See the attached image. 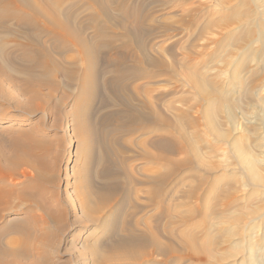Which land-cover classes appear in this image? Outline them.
Masks as SVG:
<instances>
[{
	"label": "rangeland",
	"instance_id": "1",
	"mask_svg": "<svg viewBox=\"0 0 264 264\" xmlns=\"http://www.w3.org/2000/svg\"><path fill=\"white\" fill-rule=\"evenodd\" d=\"M29 1L34 7H43L41 4L43 3L49 11L70 9L76 14V24L82 31V35L90 38L93 35V31L89 29L92 16L90 14L102 12V6L97 3L96 5L94 0ZM105 1L108 11L116 18L121 16L122 8L126 5L130 7L127 8L129 11L136 10L140 13L144 20L141 23L142 32L150 36H143L142 39L148 42L149 55L161 61L162 64L150 68V73L154 76L151 82L146 80L137 82L140 86L145 82L140 94L137 93V95L138 97L148 95L147 98L152 102L154 110L160 112L161 116H169L173 122L177 117L182 118V129L184 128L191 143L196 145L195 148L192 146V149L187 147L185 153L172 158L188 161L187 164H189L181 169L180 184L172 183L170 184L172 188L168 186V197H165L164 204H155L149 200L150 186L145 183V180L152 174L154 176L161 174L164 166L152 160L149 162V158L146 157L147 154L158 153L150 146L151 135L138 133L121 136L114 131L117 123L125 119L121 117L124 109L118 105V101L113 98L110 90L103 85V82L110 77L109 74L101 79V97L106 96L114 103L111 106L101 105V97L94 102L90 125L88 124L90 128L88 132L83 131L85 134L75 133L74 121L71 117L75 109L81 110L78 105L80 102L77 98V85L71 86L61 76L58 78L61 90L54 92L52 103L58 100L63 101L66 97L61 116H54L49 111L43 112L37 107V101L29 102L27 96L20 97V87L17 85H14V88L6 87V98L9 104L0 106V147H2L0 154L12 156L10 138L23 140L24 143L28 140L26 144H30L31 141L33 153L41 161L38 165L35 164L34 169L26 167L19 169L20 172L13 176V184L8 182L12 186H17L0 184L2 190L13 193L7 202L4 201L7 203L6 206H2L3 209H7L3 212L4 217L8 220L14 219V216L21 219L20 212L31 209L37 215L41 213L47 220L46 215L49 211L44 206L47 204L49 209L54 206L66 207L69 219H72H70L71 226H68L69 231L66 233L58 234L54 231L50 238L37 236V231H43L41 227H38L43 225L39 221L38 225L37 223L34 225L37 229L33 227L36 232L33 230L31 238L14 233L1 238L0 247L19 251L24 245L21 243H30L31 255L22 260L23 264H145L147 258L149 264L152 262L169 264L171 261L170 264H248L249 261V264H254L252 263L254 256H258V253L249 254L248 251L256 244L254 240L253 245H250L253 238L258 239L262 246L264 245V188L263 185H254L249 181L248 162L240 157L239 148L245 149L251 157L254 155L255 165H258L255 166L256 172L259 175L262 172L260 176L263 178L264 0ZM47 8L45 9L48 10ZM109 29L118 35L125 33L124 29L114 23H109ZM24 43L29 46L31 41L26 39ZM119 43V41L116 42V44ZM44 45L50 46V43L46 42ZM69 54L76 55L75 52ZM105 54V60L112 56V53ZM54 55L57 57V54ZM104 58L100 66L106 72ZM189 72L190 75L187 74ZM192 73L201 81L209 83L212 91L216 92L215 97L201 96L195 87L193 88L189 79ZM145 86L148 90L150 88L151 92L147 93ZM168 92H173L168 96L169 99L163 102L156 100L160 94ZM211 97L216 99V106H213ZM18 100L21 102L20 107L16 106ZM135 102L137 100L134 104L138 105ZM168 103H171L174 109H170L168 105L171 107L172 105ZM177 105H179V112ZM207 107L216 109L211 110ZM212 115L215 116L212 117L214 122L212 118H209ZM15 122L22 124H13ZM37 143L40 144L38 147ZM117 152L120 153L119 159L124 157L128 167L126 170L119 171L116 166L117 169L112 172L113 176L112 174L108 176V173L105 175L104 171L108 170L109 164L103 163L104 166H102L100 161L108 155L116 159ZM19 154L20 152L15 156ZM157 170L159 172L156 174ZM24 171L29 172L27 175L30 177L41 175L42 179L38 183L40 191H34L38 192L40 197L38 193L35 195L33 191L25 189L30 177L25 176ZM77 171L80 173L78 174ZM83 176L87 178V181ZM108 179H112L110 186L113 187L106 185ZM15 181L16 183L18 181V184ZM115 183L120 184L118 190L117 185L114 186ZM88 186L93 192V197L89 196V199ZM30 192H33L32 195ZM105 196L106 201L101 199ZM227 202L233 203L225 210L226 207L224 208L223 205ZM119 207L122 208L121 213L113 219L118 226L114 224L112 228L107 227L104 233H99L97 230L90 234L81 225H75L77 220L73 218L80 215L73 209L80 208L79 210L87 211L97 219ZM221 212H223L222 216ZM243 212L246 214L242 217ZM238 219L244 222H233ZM223 222L225 224L221 225L220 223ZM98 237L102 243L99 254L93 252L90 247ZM119 240L123 242L122 245L118 244ZM134 240L142 242L141 245L138 244L139 248L134 244ZM113 244L116 246L114 247ZM39 247H43V250ZM135 255L138 258H135ZM261 256L264 257V252Z\"/></svg>",
	"mask_w": 264,
	"mask_h": 264
},
{
	"label": "bare ground",
	"instance_id": "2",
	"mask_svg": "<svg viewBox=\"0 0 264 264\" xmlns=\"http://www.w3.org/2000/svg\"><path fill=\"white\" fill-rule=\"evenodd\" d=\"M94 1H95V4L97 3V4L102 6V10H101L102 12L96 13V14H90V16L91 15L92 16L91 17L89 16L90 20H91L89 29H91L93 31V35L90 38L87 36L84 37L82 35L83 34L82 31L80 30V28L76 24V14L73 13V11H71L70 9L66 10V11H64V10L63 11H56V10L55 11H49V9L43 3H41L43 5V7H34V6H32V4L29 0H0V106H4V105L9 104V102L7 101V98H6L7 96H6L5 88L6 87L14 88V85H17L18 87H20V89H19V96L20 97L27 96V100L29 102H36L37 101L38 102L37 107L40 110H42L43 112L49 111L54 116H61V110H62V107L65 103L64 100H66V97H65V99H63V101L58 100L54 104L52 103V101L54 99V92H59L61 90V84L58 80V78L61 76L71 86H73V85L78 86V87H76V88H78L77 98H78V102H80L78 105H79V107H81V110L77 109V111H76V109H75V111H73V112L71 111L72 112L71 117L73 118V121H74L75 133L81 132L82 134H85V133H83V131L88 132V128H90L88 126V124L90 125L89 121H90V118L92 117L91 116L92 106H94V102L98 98L101 97V92H102L101 79H102V77H105L106 74H109L110 77L105 82H103V85H105L107 87V89L110 90V92L114 96L113 98L118 101V105L124 109V112L121 115V117L123 118V120L125 119V121L117 123L118 125H116L114 131L116 132V134H119L121 136H130L132 134H138V133L142 134V135H151L152 136V138L149 139L150 140L149 141L150 146L153 149H155L158 153L157 154H147L146 157L149 158V162H150V160H152L156 163L158 162L159 164H163L164 167L162 168L163 171L160 172L161 174H157V172H159V170H157L156 171L157 175L154 176V174H152V176H148L147 179L145 180V183L148 184V186H150L149 200L152 203L155 202V204L156 203L157 204L158 203L164 204L166 201L165 197L166 196L168 197V195H167L168 191H169L168 186H170V184L172 185V183L174 185L180 184L181 178L179 177V175H180L181 169L186 167V165L189 164V163L187 164L188 161L185 162L181 159H176V157H174L175 158L174 159V158H172V156H178L179 157L180 155L185 153V150L187 147L188 148L191 147V149H192L193 148L192 146H194V148H195L196 144L193 145V143H191V139L189 140L187 138L186 133L183 130L184 128L182 129L183 124H182V118L181 117H177L175 122H173L170 120L169 116L168 117L167 116H161L160 112H156L154 110L152 102L147 98L148 95L145 97H143V96L138 97V95H137V93L140 94L139 93L140 90L145 85V82H144V84L142 83L143 84L142 86H140L137 82H139L141 80H142V82L144 80H146V82H151L154 79V76L151 75L150 68L155 67V66H161V64H162L161 61H157L152 56L149 55L148 42H145L143 40L144 38L142 39L143 36H148V34L146 35L145 32H142L143 29H141V26H142L141 23L144 20H142L140 13H138L136 10L129 11L128 9L130 7L128 8L124 4L125 6L122 8L123 10L120 14L121 16L119 18L118 17L116 18L111 14V12L108 11V9L106 7L107 3L105 0H94ZM45 8H47L48 10H46ZM109 23L110 24L114 23V24L120 26L122 29L125 30V33H123V35H118L115 32H112L109 29ZM129 27H131L130 28L131 30L129 29ZM146 32H147V30H146ZM26 39H29L31 41V44H29V46H26L24 43V41ZM117 41H119L120 43L116 44ZM46 42H49L50 46L44 45V43H46ZM43 45H44V47H43ZM72 52H75L76 55L72 56L71 54H69ZM106 52L112 53V56H114V58L110 55V59L106 58V60H105L104 56L106 55L105 54ZM54 54H57V57ZM103 58H104V64L106 65V68H107L106 72L101 69V66H102L101 64L103 62ZM66 61L69 62V64H65V63H67ZM187 74L190 75V72ZM21 75H23V76L20 77ZM189 79L193 85V88L195 87V90H197L201 96H214L215 97L216 92H214V90L212 91L208 82L201 81L200 78H198L193 73ZM147 84H149V83H147ZM145 88L147 89L146 86H145ZM148 88H149V86H148ZM73 90H74V88H73ZM145 91L147 93L151 92L150 88H149V90L147 89ZM172 93L173 92H168L165 94L162 93L156 98V100H158L159 102H163V100H166L168 98V96ZM8 97L11 98V96H8ZM211 98L213 99V97H211ZM100 100H101V105L111 106L114 103L112 99H110L106 96L105 97L102 96ZM136 100H137V102H135V103H138V105L134 104V101H136ZM215 100L216 99L214 98L212 101V102H214L213 106L214 105L216 106ZM168 104H171V103H168ZM179 105H177V110L179 109L178 108ZM16 106L17 107L21 106V102L19 100L16 102ZM221 106H222V104H221ZM168 107L170 109H172L174 106L172 105V107H171L170 105H168ZM157 109H158V106H157ZM166 109H168V108H166ZM208 109H211V107ZM213 109H216V108L212 107L211 110H213ZM78 110H80V111H78ZM159 110H160V108H159ZM5 112H4V115L6 116ZM178 112H179V110H178ZM183 114H185V113H183ZM207 114H210V113L207 112ZM171 115H172V113H171ZM178 116H179V114H178ZM213 116L214 115H212L211 117H209V116H206V117L212 118ZM229 118L232 119L233 117H229ZM211 120H212V122H214L213 118ZM13 124H22V123L21 122H15ZM215 125H213V127ZM74 131H73V133H74ZM27 135H29V134H27ZM242 138H243V136H242ZM10 140L11 141H9V140L8 141L11 142V145H12V154H11L12 156L0 154V184H2V185L6 184V183L7 184L12 183L13 184V182H14L13 176L19 171L20 168L26 167V168L34 169L35 164L38 165L41 161L38 158V156L36 157V155H34L35 153H33V144H31V141H30V144L27 145L26 143L28 142V140L25 141V143L22 142L23 140L11 139V138H10ZM30 140H31V138H30ZM3 141H5V140H3ZM8 141L6 142L7 144H8ZM6 143H5V145H7ZM239 143H241V142H239ZM38 145H40V144L37 143V147H38ZM8 147H9V145H8ZM0 148H2V147H0ZM9 152L10 151H8V153ZM19 152L21 155L19 154L18 156H15ZM119 154L117 152V156H115L116 159L113 158L112 155L111 156L108 155V157L104 156L105 159L100 161V163H102V166H104L105 164H109L108 170L104 171L105 175L107 173H108V176L111 175L112 172L115 169H117L116 166H118L119 171L123 170V169L126 170V167H128V166H126L127 163L124 160V157L119 159ZM239 154H240V157L242 158V160L248 162V171L250 172V173L248 172L250 174V175L248 174L250 176L249 181L251 183H253L254 185H263V188H264V180H263L264 177L262 178L260 176V175H262V172L260 173V175L256 172L255 168L258 165H255V160H254L255 158L253 159L254 155H253V157H251V155L248 154V152L243 148H239ZM186 158L188 159V157H186ZM103 163H104V165H103ZM80 171H79V173H80ZM28 173L29 172L24 171L23 174L29 178L30 175H27ZM77 173H78V171H77ZM112 176H113V174H112ZM83 177L85 178V181H87L86 180L87 178L85 176H83ZM43 178H44V176H43ZM41 179H42L41 175H36V177L31 176L30 180L28 182L26 181L27 183H26L25 189H27V191L31 190L33 192L39 190L38 189V183L40 182ZM111 180H109V179L107 180L108 183L106 185L109 187H113V186H110V184L112 183ZM115 181H116V179H115ZM42 182H41V184H42ZM15 183H16V181H15ZM10 184H9V186H12ZM16 184H18V181ZM253 184H251V185H253ZM2 185H0V239L3 237H6L8 235L14 234V233H20L22 235H26L27 237L31 238L33 236V234H32L33 230L35 229L34 225H36V223L38 225L39 221H41V224H43V225L38 226V227H41L43 229V231L40 230L41 228L40 229L38 228L40 230V232L39 231L36 232L35 231L37 229V226H36V229L34 231L36 232L37 236H41V237L48 236L49 237L50 235H52V232L55 233L54 231H56L58 234L66 233L69 231L70 227H68V226L70 225V219H72V218L69 219V213H68V209L66 207L63 208L61 206H54V208L50 207V209H49L47 204L46 205L44 204L47 211H49L48 215H46L47 220H46V217L43 216L41 213H40V215L39 214L37 215V213L31 209H26L25 211L24 210L21 211L20 212L21 214L19 213L20 215H22L21 219L19 217L15 218V216L13 218L16 220H14V219L8 220L7 218H5L3 212H5L7 209L6 210L3 209L4 207L2 208V206H4V205L6 206L7 203H4V201L7 202L13 193L11 194L10 191L2 190V188H1ZM116 185H117V190H118V185H120V184L115 183L114 186H116ZM248 185L250 187V184H248ZM13 186H17V185H13ZM89 186L92 187V185H89ZM115 188L116 187H114V189ZM92 190H94V188ZM21 191L22 190H20V192ZM20 192H17V193L19 194ZM23 192H25V191H23ZM33 192H30L31 195ZM37 193H35V195ZM112 193H114V192H112ZM41 194H43V193H41ZM92 194H93V192H91V188L89 187L88 188V199L91 196L93 197ZM38 195H39V197L41 196L39 193H38ZM99 195H101V194H99ZM101 199L105 200V199H107V197L106 196L101 197ZM44 200H45V198H44ZM228 201L231 202V200H228ZM230 202H227L226 204L224 203L223 206H224V208L226 207L225 210H227L229 208V206L233 203V202L232 203H230ZM2 203H4V204L2 205ZM110 204H112V203H110ZM121 205H122V203H121ZM154 206H156V205H154ZM231 207H233V206H231ZM235 207H236V205H235ZM20 208H22V207H20ZM92 208H90V209H92ZM167 208H169V207H167ZM76 209H73V211L75 213L77 212V214L80 215V217L75 216V218H73V219L77 220V221H75L77 223L74 222L75 225H81L84 230L87 229L90 234L91 233L93 234L97 230L99 231V233H104L106 231L107 227L113 226L116 223V222L114 223L113 219L117 218V217L116 218H114V217L116 215H118L119 213H121L122 208H120V207L117 209L115 208V210H113L111 213H109L105 216L102 215L101 217H99L97 219L94 218L90 213H87V211L79 210L80 208L78 210H76ZM164 209H166V208H164ZM255 209H257V207ZM248 210H246V211L249 212L250 210L249 211ZM246 211H244V212H246ZM244 212L242 214V217L245 216V214L247 213V212L246 213H244ZM250 212H252V210ZM261 212L263 213V211H261ZM42 213H43V211H42ZM222 213L223 212H221V216H222ZM227 214H229V213L227 212ZM232 214H234V213H232ZM258 216H257V218H258ZM219 217H217V218L219 219ZM227 218H229V217H227ZM230 218H232V217H230ZM235 218H236V216H235ZM230 220L231 219H229V221ZM161 221H163V220L161 219ZM236 221H239V219L235 220L233 222L235 223ZM241 221H242V219H241ZM241 221H239V223ZM243 222H241V223H243ZM51 223H53V225H51ZM220 224L223 225L225 223L223 222ZM115 225H117V224H115ZM232 225H234V224H232ZM33 227H34V229H33ZM93 227H95V228L92 229ZM121 228H123V227H121ZM116 229H115V231H116ZM124 229L126 230V228H124ZM130 231H132V229ZM214 231H216V230H214ZM38 232L40 233V235ZM253 232H254V230H253ZM263 233H264V231H263ZM117 234H119V232ZM240 235H241V233H240ZM231 238H232V236H231ZM135 239H136V237H135ZM243 240H245V239H243ZM254 240H255L256 244L254 246H251L248 253L249 254L258 253V256L257 255H256L257 257L254 256L253 260L255 262L252 259H250V260H252L253 262L252 261L251 262L254 264L255 263L256 264H264V257L261 256V253L264 252V248H263L264 245L262 246L261 242L257 241L258 239L256 240V238H253L251 243L248 240L250 245H253L252 243L254 242ZM121 241H120V243H118L119 245H122L123 242L121 243ZM130 242H132V240H130ZM188 242H190V241H188ZM147 243L149 244V242H147ZM100 244H102V243H100L99 237H98L97 240L95 242H93V245L90 246L91 250L93 252L98 253L100 248H102V247H100ZM125 244H127V242ZM134 244H136L139 248V246L142 244V242H137L134 240ZM138 244H140V245H138ZM148 244H147V246H148ZM241 244H242V240H241ZM21 245H23V247L21 246V249L18 248V249H20L19 251H15V250L11 251V250H8L10 248L5 249V248L0 247V264H23L22 260L27 259L28 256L31 255V253H30L31 246H29L30 243L28 244L27 242L21 243ZM133 245H131V246H133ZM185 245H186V243H185ZM238 245H239V243H238ZM113 246H114V244H113ZM115 246H116V244H115ZM196 246H198V245H196ZM233 246H234V244H233ZM119 247H121V246H119ZM241 247H242V245H241ZM87 248H89V247H87ZM144 248H146V247H144ZM39 249L43 250V247H39ZM200 252H201V250H200ZM134 253L136 254V252H134ZM164 254H166V252ZM174 254H176V253H174ZM137 255H138V253H137ZM136 257L137 256L135 255V258ZM174 257H176V256H174ZM9 258H11V259H9ZM234 258H236V257L234 256ZM153 261H155V259ZM247 261H248V259H247ZM140 263H141V261H140ZM147 263H148V258H147V262L145 264H147ZM153 263L154 262H152V264ZM160 263H162V262H160ZM164 263H166V262H164ZM199 263H201V262H199ZM249 263H250V261H249Z\"/></svg>",
	"mask_w": 264,
	"mask_h": 264
}]
</instances>
